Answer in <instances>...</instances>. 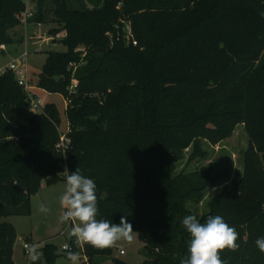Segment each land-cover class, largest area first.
Here are the masks:
<instances>
[{
    "label": "trees",
    "instance_id": "obj_1",
    "mask_svg": "<svg viewBox=\"0 0 264 264\" xmlns=\"http://www.w3.org/2000/svg\"><path fill=\"white\" fill-rule=\"evenodd\" d=\"M32 1L31 20L42 24L53 13V33H64L66 50L48 52L37 87L69 101L72 144L65 154L57 148L55 103L34 111L13 72L0 75V220L30 216L42 183L78 168L96 183L98 218L132 224L143 264H180L191 239L186 215L201 223L219 215L236 228L239 249L221 253L227 264H264L255 244L264 236V0ZM25 9V0H0V44L20 41L10 30ZM124 21L137 46L124 40ZM240 126L248 139L243 175L198 216L189 203L229 181L230 168L175 174L172 167L186 151L187 165L207 158L205 142L215 148ZM17 238L16 227L0 221V264H15ZM84 252L98 264L113 247L85 244ZM61 255L47 243L34 264H56Z\"/></svg>",
    "mask_w": 264,
    "mask_h": 264
},
{
    "label": "rangeland",
    "instance_id": "obj_2",
    "mask_svg": "<svg viewBox=\"0 0 264 264\" xmlns=\"http://www.w3.org/2000/svg\"><path fill=\"white\" fill-rule=\"evenodd\" d=\"M26 1V0H25ZM53 13L46 16L45 22L41 25L34 20L12 28L10 34L15 40L20 41L13 44H6L7 50L0 52V68L8 65L14 60L18 59L26 51L29 52L28 66H29V80L32 87L31 96L41 99V104L38 108H33L34 111L40 112L49 103H55L61 113V133L66 132L68 129V122L66 118L65 109L67 108L68 101L62 94L49 93L37 87V82L43 66L46 62L49 51H65L66 47L61 43L64 33L54 34L53 28L56 26L52 21ZM127 25H132L131 22L125 21L121 24L122 29ZM50 31L52 32L50 34ZM123 38L127 41V36ZM203 147L208 151V156L205 159L195 160L187 165V157L191 151H186V158L173 165L172 169L175 174L182 170H205L213 166L216 170H225L227 167L231 170V177L229 181L221 183L218 189H209L205 193L203 201H193L189 203L196 215L200 216L208 210V203L214 194L222 190L227 184H231L234 180L243 175V154L248 148V139L240 126L231 138L223 142L215 148L207 142ZM66 180H63L54 185H47L43 182L41 195L36 193L33 198L32 214L30 216H14L8 217V220H13L17 225L18 238L14 247L15 262L16 264H29L26 257L22 256V247L26 235H31L32 242L44 246L45 244H54L58 247V252L62 254L56 264H72L67 259V253L62 250L63 244L67 243L71 238L69 235L70 228L69 222H64L61 217L65 209L59 204V197L64 190ZM57 186V187H52ZM46 204L51 209L48 213L39 211L40 205ZM66 227V234L62 232ZM144 243L140 240L137 232L133 233L131 241L121 240L113 246V253L111 256H106L99 259L98 264H115L114 259H120L127 264H143L146 257L143 253ZM124 250V254L120 253ZM41 255V252H40ZM80 263V259L76 264ZM42 264H46L42 262Z\"/></svg>",
    "mask_w": 264,
    "mask_h": 264
},
{
    "label": "clouds",
    "instance_id": "obj_3",
    "mask_svg": "<svg viewBox=\"0 0 264 264\" xmlns=\"http://www.w3.org/2000/svg\"><path fill=\"white\" fill-rule=\"evenodd\" d=\"M66 183L59 197V204L65 209L61 219L71 222L70 233L74 243L79 246L86 244L95 249H107L117 244L118 241L133 239V226L125 216L120 218L119 224L110 220L98 218V196L96 183L93 179L81 174L77 168L69 172L65 168ZM49 206L41 204L39 211L50 212ZM182 227L190 234L187 246V256L181 259L180 264H227L221 258L224 250L237 251L239 249V232L230 226L222 216L209 215L201 223L195 215H186L181 221ZM256 247L264 254V236L255 241ZM67 259L76 264L79 253L68 250ZM30 258L35 261L38 256L35 250L30 253Z\"/></svg>",
    "mask_w": 264,
    "mask_h": 264
},
{
    "label": "built area",
    "instance_id": "obj_4",
    "mask_svg": "<svg viewBox=\"0 0 264 264\" xmlns=\"http://www.w3.org/2000/svg\"><path fill=\"white\" fill-rule=\"evenodd\" d=\"M25 2H26V9L20 15V20L22 23L27 24L32 18H34L36 16L37 8H36V6L32 0H26ZM39 24L41 25V23H39ZM123 33H124V37L127 36V42L128 43L132 42L133 45H135V46L138 45V41L134 37L131 25H127L126 28L123 29ZM119 37H118V39H119ZM6 50H7L6 44H0V52H5ZM83 50H84V48H77L76 49V51H79V52H82ZM28 57H29V52L26 51L21 56H19L18 59L14 60L13 62L9 63L8 65L0 68V75L6 74L9 71L13 72V74H14L16 80L18 81L19 85H21L25 89V91L27 92L30 103H31V107L33 109L34 107L38 108L39 104H41V99H38L37 97L33 98L31 96V90L34 87L31 86L30 80H29ZM75 86H76V80L73 79V85L71 86V91H73L75 89ZM69 132H70V129L68 126L67 131L60 134V139H59V142L57 144V148L64 154L70 150L71 144H72V140L68 135ZM68 227L69 228L71 227V222H69ZM62 234L63 235L66 234V227L64 228ZM65 245L68 246V250L74 251L75 247L69 240L67 243L63 244V246L61 247L64 252H66ZM84 245L85 244L79 245V247H81V249L83 251L82 254H79L80 263L91 264L89 262L88 256L84 252ZM43 247L44 246H40L39 244H34L31 241L24 240V242H23V253H24V257H26L28 259L29 264H34L35 262L38 261L39 254H40L41 249ZM33 250H35V254L38 256V259L35 261H33L30 258V253H32ZM120 253L124 254L125 252H124V250H120Z\"/></svg>",
    "mask_w": 264,
    "mask_h": 264
},
{
    "label": "crops",
    "instance_id": "obj_5",
    "mask_svg": "<svg viewBox=\"0 0 264 264\" xmlns=\"http://www.w3.org/2000/svg\"><path fill=\"white\" fill-rule=\"evenodd\" d=\"M52 187H57V186H52ZM42 190H39V195H41V192ZM34 196L35 195H33L32 196V208H33V198H34ZM0 221H9V222H11L15 227H16V230H17V225H16V223H14V221L13 220H8L7 218H3V219H1ZM17 234H18V232H17ZM24 239H22V240H28V241H31L32 242V237H31V235H26V236H24L23 237ZM16 244V243H15ZM15 247V246H14ZM22 256L24 257V253H23V247H22ZM13 259H14V262H15V250H14V255H13ZM15 264H16V262H15Z\"/></svg>",
    "mask_w": 264,
    "mask_h": 264
},
{
    "label": "water",
    "instance_id": "obj_6",
    "mask_svg": "<svg viewBox=\"0 0 264 264\" xmlns=\"http://www.w3.org/2000/svg\"><path fill=\"white\" fill-rule=\"evenodd\" d=\"M52 32L50 31V34H51Z\"/></svg>",
    "mask_w": 264,
    "mask_h": 264
}]
</instances>
